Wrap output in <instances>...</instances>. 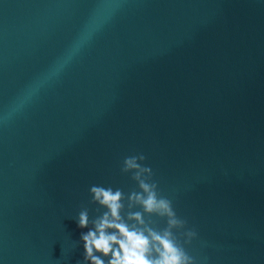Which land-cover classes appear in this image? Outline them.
<instances>
[{
    "label": "water",
    "instance_id": "1",
    "mask_svg": "<svg viewBox=\"0 0 264 264\" xmlns=\"http://www.w3.org/2000/svg\"><path fill=\"white\" fill-rule=\"evenodd\" d=\"M137 154L195 264H264V0H0V264H86Z\"/></svg>",
    "mask_w": 264,
    "mask_h": 264
},
{
    "label": "clouds",
    "instance_id": "2",
    "mask_svg": "<svg viewBox=\"0 0 264 264\" xmlns=\"http://www.w3.org/2000/svg\"><path fill=\"white\" fill-rule=\"evenodd\" d=\"M143 154L125 157L121 172L131 173L137 190L127 195L128 212L125 208V194L120 189L93 185L89 189L92 203L104 211L93 221V230L81 235L86 264H195V259L185 250L196 237L195 230L182 231L187 221L178 217L172 201L158 192V185L152 180L153 171L144 166ZM139 208L138 211H132ZM157 217L165 221L163 229H156L151 220ZM89 223L86 210L77 218L80 229ZM181 243L176 236L181 232Z\"/></svg>",
    "mask_w": 264,
    "mask_h": 264
}]
</instances>
